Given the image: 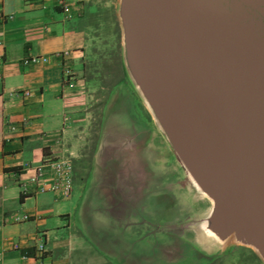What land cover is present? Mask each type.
<instances>
[{
    "label": "water",
    "instance_id": "obj_1",
    "mask_svg": "<svg viewBox=\"0 0 264 264\" xmlns=\"http://www.w3.org/2000/svg\"><path fill=\"white\" fill-rule=\"evenodd\" d=\"M124 64L211 202L205 229L264 263V0H121Z\"/></svg>",
    "mask_w": 264,
    "mask_h": 264
},
{
    "label": "crops",
    "instance_id": "obj_2",
    "mask_svg": "<svg viewBox=\"0 0 264 264\" xmlns=\"http://www.w3.org/2000/svg\"><path fill=\"white\" fill-rule=\"evenodd\" d=\"M85 1L0 0V264H118V260L127 264L124 257L132 255L128 240L135 234L111 210L104 209L107 228L92 225L83 211L78 229L72 226L69 210L72 190L63 198L54 192L33 193L35 187L27 184L32 167L42 160L67 158L74 185L78 148L74 116L83 101L82 93L66 85L64 73L80 74L85 49L80 15ZM30 58L37 60L24 64ZM77 79L76 85L83 86ZM17 91H28L29 96ZM24 185L29 193L22 191ZM127 218L125 212L122 220ZM141 233L137 241L143 240ZM166 234L158 229L144 240ZM118 240V246L113 244ZM40 243L44 251L39 253ZM216 249L209 264H229L220 254L225 248ZM250 264L263 263L260 259Z\"/></svg>",
    "mask_w": 264,
    "mask_h": 264
},
{
    "label": "rangeland",
    "instance_id": "obj_3",
    "mask_svg": "<svg viewBox=\"0 0 264 264\" xmlns=\"http://www.w3.org/2000/svg\"><path fill=\"white\" fill-rule=\"evenodd\" d=\"M120 1L86 0L80 15L85 49L80 74L70 71V89L82 93L83 101L74 116L78 148L69 201L72 226H82L79 216L86 211L92 225L107 228L104 209L111 210L135 234L128 240L132 255L124 257L127 264H209L211 253L222 247L229 264L258 262L247 247L205 231L211 202L180 166L127 73ZM125 212L128 218L122 220ZM158 229L168 234L144 240ZM138 233L143 240L137 241Z\"/></svg>",
    "mask_w": 264,
    "mask_h": 264
},
{
    "label": "built area",
    "instance_id": "obj_4",
    "mask_svg": "<svg viewBox=\"0 0 264 264\" xmlns=\"http://www.w3.org/2000/svg\"><path fill=\"white\" fill-rule=\"evenodd\" d=\"M66 11V9H65ZM65 55V54H64ZM36 58H30L24 61L35 62ZM44 61V59H42ZM71 72L65 70L64 77L66 78V85L70 88L71 84ZM16 94H20L22 97H28V91H17ZM10 131L14 128L10 127ZM32 174L27 179V184L29 186H34L33 193H44V192H54L62 196L63 198H68L72 190L73 181V169L72 164L67 158H55V159H45L42 160L38 165L32 167ZM27 185L23 186V192L29 193ZM37 252H43L42 243L36 246Z\"/></svg>",
    "mask_w": 264,
    "mask_h": 264
},
{
    "label": "bare ground",
    "instance_id": "obj_5",
    "mask_svg": "<svg viewBox=\"0 0 264 264\" xmlns=\"http://www.w3.org/2000/svg\"><path fill=\"white\" fill-rule=\"evenodd\" d=\"M194 185V184H193ZM195 186V185H194ZM195 188H196V186H195ZM197 189V188H196ZM198 190V189H197ZM203 195V194H202ZM202 198V197H201ZM210 204V203H209ZM205 231L208 233V235H211L212 236V234L211 233H209L206 229H205ZM213 237V236H212Z\"/></svg>",
    "mask_w": 264,
    "mask_h": 264
}]
</instances>
